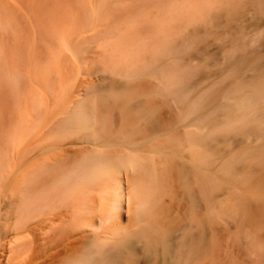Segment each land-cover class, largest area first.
<instances>
[{
  "label": "rangeland",
  "instance_id": "rangeland-1",
  "mask_svg": "<svg viewBox=\"0 0 264 264\" xmlns=\"http://www.w3.org/2000/svg\"><path fill=\"white\" fill-rule=\"evenodd\" d=\"M177 76L184 100L173 93ZM235 83L264 84V0H0V183L8 180L14 191L39 180L42 132L62 128L81 101L99 122L127 131L132 123L145 129L146 116L122 109L140 101L151 119L183 137L196 115L211 112L189 114L185 100L217 90L223 103ZM223 112L209 126L219 153L212 172L247 148L264 147V131L222 130ZM244 158L235 173L253 177L218 180L213 219L201 202L203 264H264V214L250 218L239 206L248 199L264 207L257 181L264 166ZM178 191L175 210L188 201Z\"/></svg>",
  "mask_w": 264,
  "mask_h": 264
},
{
  "label": "bare ground",
  "instance_id": "bare-ground-1",
  "mask_svg": "<svg viewBox=\"0 0 264 264\" xmlns=\"http://www.w3.org/2000/svg\"><path fill=\"white\" fill-rule=\"evenodd\" d=\"M244 62L239 59L235 67ZM174 79L173 93L184 100L186 92L176 91L181 78ZM262 84L235 83L223 103L217 102V90L192 102L186 99L189 114L211 112L196 115L190 122L195 128L186 129L183 137L172 134L162 120L151 119L140 101L125 102L122 109L146 116L145 129L132 123L136 128L128 131L108 127L85 103L76 104L62 128L42 132L39 180L21 182L14 191L8 180L0 183V264H203L201 202L206 201L207 218L213 219L218 180L252 176L236 174L234 163L247 156L264 166L261 146L247 148L212 172L219 153L209 126L221 109L222 130L261 134ZM178 188L188 201L175 210L171 204L180 195ZM251 204L243 199L239 206L248 217L261 218L264 207Z\"/></svg>",
  "mask_w": 264,
  "mask_h": 264
}]
</instances>
